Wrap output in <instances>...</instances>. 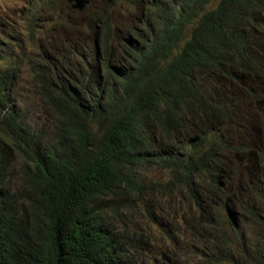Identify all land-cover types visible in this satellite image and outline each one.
Returning <instances> with one entry per match:
<instances>
[{
    "label": "trees",
    "instance_id": "16d2710c",
    "mask_svg": "<svg viewBox=\"0 0 264 264\" xmlns=\"http://www.w3.org/2000/svg\"><path fill=\"white\" fill-rule=\"evenodd\" d=\"M134 1L138 14L122 24L112 17L127 11L122 0L81 26L64 22L62 40L24 64L58 117L50 138L37 137L13 104L22 64L0 72V264H142L125 223L140 208L161 226L164 199L169 210L183 200L182 218L204 230L198 244L213 264L233 256L230 232L241 243L243 225L264 234V140L247 121L264 100L253 89L264 79V0ZM38 3L44 14L68 5L37 0L33 10ZM246 73V96L237 97ZM234 160L249 178L231 173ZM250 254L264 264L261 251Z\"/></svg>",
    "mask_w": 264,
    "mask_h": 264
},
{
    "label": "rangeland",
    "instance_id": "374dc122",
    "mask_svg": "<svg viewBox=\"0 0 264 264\" xmlns=\"http://www.w3.org/2000/svg\"><path fill=\"white\" fill-rule=\"evenodd\" d=\"M37 0H0V39L3 42L4 48L2 52L7 51L6 55L0 57V72L4 71L5 67L12 63H21L20 74L13 86V104L20 116L24 118L27 124L31 127L37 137L41 135L44 137H51L56 125L58 124V117L47 102L39 95L33 81L30 70H26L25 63L35 62L36 53L40 54L41 51L48 52L53 49L56 41L62 40V35L65 31L60 27L64 22L76 26L85 24L95 12L100 10H108L112 0H88L83 12H78L71 9V6L59 3L56 9L50 13H43L41 4H35V10L32 6ZM125 8L116 11L113 14L114 24H122L120 20L127 21L133 14H138L137 2L134 0H122ZM219 3L216 0L212 8H215ZM41 12V15L39 14ZM31 15L37 16L35 18L36 25L33 29L36 41L31 40L32 30L27 26V22ZM61 17H63L61 19ZM58 32V34H57ZM64 32V33H63ZM9 56V58L5 57ZM26 58H31L26 61ZM247 73L243 76V85L237 86L234 94L237 97L246 96V88L249 86L248 82L252 79L247 77ZM217 81L223 83L224 78L219 74H212ZM214 81V80H213ZM248 81V82H247ZM216 90H221L215 87ZM253 89L264 93V79L257 82ZM218 96V92H216ZM261 109L251 108L250 116L247 121L250 122L249 132L252 134L253 139L260 141L264 140V100L259 102ZM252 124V126H251ZM245 144L251 145L252 149L255 144H250V138L243 137L241 139ZM246 148V147H245ZM248 148V147H247ZM245 157L241 156L240 161ZM245 160H249L246 157ZM21 161L15 159L13 167L10 171V180L12 185H19L21 175L19 174ZM251 167V165H249ZM231 173H237L238 179L249 178V172L245 171L243 165L238 160L229 163ZM156 175H159L156 173ZM161 176H159L160 178ZM165 181V178H160ZM151 200V205L155 206L154 199ZM168 199L163 200V209H159L155 213L162 225H153L144 219L140 212H135L129 215L126 225L128 231L133 237H136L135 242L143 249V263L142 264H158L159 260L169 262V264H213V258L201 254V249L198 244L200 236L204 230L198 225H187L186 219L182 218V212L186 209V204L182 199L177 198L171 204V210L166 206ZM141 207V205H140ZM182 211V212H181ZM170 216L167 215V213ZM174 215H177L174 218ZM189 218V217H188ZM243 240L237 234L230 232L229 237L235 243L233 246V256L229 262L222 264H256L251 258V252L261 251L264 254V234L260 227L242 226ZM239 231V230H238ZM168 233L171 236H168ZM176 238V239H175ZM246 247H252L246 250Z\"/></svg>",
    "mask_w": 264,
    "mask_h": 264
},
{
    "label": "water",
    "instance_id": "95a60500",
    "mask_svg": "<svg viewBox=\"0 0 264 264\" xmlns=\"http://www.w3.org/2000/svg\"><path fill=\"white\" fill-rule=\"evenodd\" d=\"M70 6L72 10L83 12L85 6L88 4V0H65Z\"/></svg>",
    "mask_w": 264,
    "mask_h": 264
},
{
    "label": "bare ground",
    "instance_id": "6f19581e",
    "mask_svg": "<svg viewBox=\"0 0 264 264\" xmlns=\"http://www.w3.org/2000/svg\"><path fill=\"white\" fill-rule=\"evenodd\" d=\"M217 112V111H216ZM185 117V116H184ZM165 130H167V129H165ZM83 143V142H82Z\"/></svg>",
    "mask_w": 264,
    "mask_h": 264
}]
</instances>
